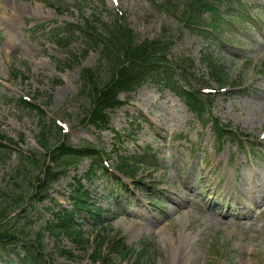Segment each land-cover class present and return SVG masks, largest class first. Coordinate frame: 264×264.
<instances>
[{"label":"rangeland","instance_id":"obj_1","mask_svg":"<svg viewBox=\"0 0 264 264\" xmlns=\"http://www.w3.org/2000/svg\"><path fill=\"white\" fill-rule=\"evenodd\" d=\"M188 2L0 0V131L15 141L24 139L19 146L7 141L8 147L0 146V203L28 187L20 154H44L38 137L41 116L21 104L26 99L44 107L48 124L66 123L74 146L92 143L123 155L148 156L135 182L110 168L122 186L113 188L110 176L85 183L90 202L104 213V227L120 232L134 254L148 243L150 264H264V0H227L219 6L231 9L228 18L237 21L221 29L225 40L185 23L194 20L184 15ZM117 11L142 42L169 41L168 62L180 66L185 61V82L215 91L212 114L245 134L240 142L216 139L211 124H203L183 98L153 81L120 94L128 105L112 114L110 127L121 136L85 120L89 99L81 92V71L100 66V49L88 45L82 33L67 32L82 14L112 25ZM208 15L200 23L207 24ZM211 53L226 73L223 84L208 72L205 57ZM100 70L101 77H109L105 62ZM55 135L51 145L58 141ZM90 164L84 159L78 170L62 176L50 191L51 200L32 204L25 199L36 230L53 219L55 209L70 208L74 176L81 177ZM252 180L259 184L256 196L246 192ZM80 222L93 244L86 248H96L98 226L87 218ZM42 243L44 259L55 264H98L68 237L58 241L45 233ZM62 249L75 251L76 259L62 258ZM137 256L108 257L111 264H136ZM0 264H21L20 257L2 256Z\"/></svg>","mask_w":264,"mask_h":264},{"label":"trees","instance_id":"obj_2","mask_svg":"<svg viewBox=\"0 0 264 264\" xmlns=\"http://www.w3.org/2000/svg\"><path fill=\"white\" fill-rule=\"evenodd\" d=\"M197 4L199 7L210 10L208 3H204L203 5L199 2ZM103 31L105 33L102 31L96 32V29H94L95 36L93 43L102 45V58H106L109 61L112 69L110 80L102 83L96 71L89 68L82 71L84 92L88 93L87 96L90 100V120L100 128L107 126L109 122L108 112L124 104L120 101L119 94L122 91L137 89L147 78L152 76L156 68H158L157 70L164 69V67L159 65H161L165 58V54L157 48V43H145L140 46L132 40L127 30L117 25L107 27ZM25 104L32 110L35 109L40 114H43L40 108ZM54 126L55 128L52 125L46 124L45 121L42 122L39 135L40 143L47 151L43 162H39L35 155V159L22 155L23 168L29 173V190L22 194L21 197H18L17 202L22 201L23 196H33L35 198L46 194L52 185L59 180L60 176L65 174L72 165H77L83 158H92L93 161L98 162L97 155L103 154L102 151L97 150L90 144L82 148H73L65 143V135L61 132V128L56 126L55 123ZM52 129L56 130V133L60 137L58 142L61 143L60 146L53 150L51 149L53 146L50 144ZM0 137H3V135L0 134ZM9 140L12 141L11 139ZM26 159L29 160L26 161ZM47 159L50 160L52 165L47 163ZM118 168L123 170L125 174H135L137 171L135 164H132L128 158H120ZM88 197V192L83 188L82 184L77 185V187L74 186L71 197L73 209H63L57 214L54 222L47 224L46 229L57 238L62 234H66L79 246L83 247L86 240L76 222L78 213L86 212L96 222H98V218L100 217L99 209L88 206ZM17 210H22V206ZM22 212L24 213L25 211L22 210ZM12 213L11 202H6L0 206V247L3 249L11 245L18 246L19 243L26 246V244L33 242L29 216L26 214L24 218L20 217V219L10 221ZM35 234L36 240L39 242L40 233ZM106 242L105 237L100 238L98 250L94 251V261L110 264L107 259L100 258L101 248ZM108 244H112V251L110 253H118L123 257L128 256L130 253L123 240L117 238V236L113 240H110ZM61 254L70 258L73 256L69 251H63Z\"/></svg>","mask_w":264,"mask_h":264},{"label":"bare ground","instance_id":"obj_3","mask_svg":"<svg viewBox=\"0 0 264 264\" xmlns=\"http://www.w3.org/2000/svg\"><path fill=\"white\" fill-rule=\"evenodd\" d=\"M149 100H150V98H149ZM229 180H230V178H229ZM254 183H255L254 180H252L251 183L248 185V188H247L246 192H249L250 195L256 196L260 192V189L258 188L259 187V184L258 183L254 184ZM186 188L188 190L187 193L189 195H193L195 197V191H194V189H192L190 186L189 187L187 186ZM245 216H248L249 217L250 214L245 215ZM175 262H179V260H175Z\"/></svg>","mask_w":264,"mask_h":264}]
</instances>
